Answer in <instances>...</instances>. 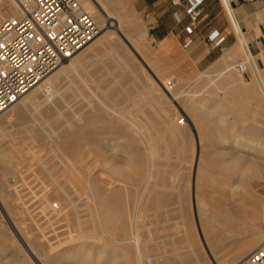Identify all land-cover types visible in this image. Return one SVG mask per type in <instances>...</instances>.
<instances>
[{
    "label": "rangeland",
    "instance_id": "obj_1",
    "mask_svg": "<svg viewBox=\"0 0 264 264\" xmlns=\"http://www.w3.org/2000/svg\"><path fill=\"white\" fill-rule=\"evenodd\" d=\"M92 1L94 2L97 9L106 16V26L102 30H100V33L96 34L95 37L105 33L106 30H110V32L113 31V36L116 37L115 40L117 39V43H119V46H117L119 50H117L118 52H116L121 57L119 60L122 61V63L124 62V60H127L126 62L121 64L122 66L125 65L123 66L125 67L124 70L127 73L129 72L131 76L134 74L135 76L133 75V77H135L136 81L138 80V83H142L145 85L147 84L148 87L152 86L150 88H152V91L157 94L159 100H161L162 102L161 108L159 110H163L164 112L160 111L161 116L159 118H157L158 116H152L155 122L151 123V125L148 126V130L149 134H151V138L153 139L155 137V139L153 140L160 144V150L167 149L171 153V155L168 154L170 159L169 157L167 158L170 161L172 168L174 167L175 173L178 175L176 179V185L178 187L177 192H179V195L176 194L175 196H173L172 198L174 199L171 198V200L168 201L169 204L166 200V202L162 200L160 202V205H162L160 208H158L157 211L153 209H147L148 211L146 210L143 212L142 210L140 212L142 216L141 220L143 219L144 222L142 221L143 226L140 227L138 230V238L140 240V245L144 244V248H146V250H144V248L141 250L143 256H145L144 263L147 264L148 262V264H216L214 262V258L211 255L212 253L215 256V260L218 264H235L243 258V254L245 256L250 251L254 250L257 246L262 245L260 243L264 241V171L261 168V165L264 164V158L262 157V155L253 156L251 153V151L254 150L253 148L256 147L257 149H264V96L261 94L260 88H258L259 86L257 84V81L255 80L254 74L249 67L248 59L243 56L241 62L235 60L233 61L232 65L227 66L226 68H222L219 63L207 66V60L203 61L202 63H198V59L194 57V55L190 54L192 48L191 43L180 44L176 41V43H171L168 46H162L159 41L154 40L150 36L148 29L150 19L146 16L144 6L151 0H110L113 4H115L121 9L122 7H124L123 10H121L116 16H114V18H109L103 12L100 5L95 0ZM126 2H128V5H126ZM118 15L124 16L122 24L118 23ZM144 25L147 26L148 37H143V44L137 43L133 39L131 31L139 30ZM109 37L112 38V35ZM114 37L112 39H114ZM117 54L113 57L114 59H118L119 56ZM92 58L95 59V57ZM101 62V60L94 61V64H92V62H86V65L88 63L93 66H86L88 68L91 67V70H89L90 68H83L82 74L84 76H87V78L90 79L91 77V79L93 78L92 80H94L97 76V72L95 71V68H97L96 64L99 67V64H101ZM257 62L262 67V72L264 73V52H260L258 54ZM68 63H66L65 65H67ZM240 63H247V71L245 73H242L238 70L237 65ZM65 65H59L54 70H57ZM95 72L96 74H94ZM142 75L144 76L142 77ZM231 76H234L233 79ZM92 80L91 82L93 84H88H90L91 86L93 85L92 87H95V81ZM226 80H230V84H222L224 82H227ZM63 82H65V85L67 84L68 88L69 86L71 87L69 88L71 89V91L69 92H72L74 88L76 89L79 84V81L76 80V78L72 77L71 80L70 78H66ZM215 82L219 84V88H215ZM132 83L133 82H130L128 83V85L131 86ZM226 86L228 87V89L226 88ZM57 88L58 87L54 89L51 88V92H49L50 94L49 96H47L48 98H43V101L41 100L38 102L39 107H36V105L35 107L39 108L40 110L44 107V105L48 103L46 101H49L50 97L51 100H53V96H61L64 89L63 87H59L60 90H58ZM225 88L228 90L227 92ZM223 91L226 94H224ZM70 95L72 94H68V97L66 96V98H64V100L60 103V109L62 108V114L58 115L60 112L59 111L58 114L55 115L57 117L53 116L52 118H47V115H45L43 111L40 112L34 110V112L32 111V113L34 114L32 115L33 117L24 120L22 119V121L21 119L20 121L14 119L12 120V123L14 122L13 124H8L7 129L11 139L7 138L6 142H3L4 144L1 143L2 146L7 148V146L10 145L8 147L12 148L15 151H20L21 149L20 154L19 152L16 153L17 157L20 158L28 155V157H26L27 161H31V159L36 161H34L35 163H27V161H24L19 164V171H22L20 172L22 174H20V176L17 178L18 180L13 179L10 175L7 178V180L11 183L10 184L8 182L9 184L7 189H12L11 191L13 192L9 195L10 197L12 196L13 201H9L10 203H8L10 206L7 207L8 211H11L10 213L12 217V213L14 214V218L11 217V219L14 221L15 216L18 215L20 219L18 218V216L16 217V219L20 221L21 227L24 225L22 228H25L27 226L31 218L32 220H36V218L38 219L35 222H37L38 226H40L41 229L46 232L45 234H43L44 242L42 246L39 247L40 249L38 248L41 253L39 252V255L38 253L36 254L37 258L43 256L44 260L42 258L39 259L41 263H49V257L52 255L55 257V264H140L135 259L136 252L132 251L134 247H131V245L129 244H122L125 247L127 245V248L125 249V247L121 246V244H114L113 242L111 243L109 242V240L105 239L106 237L102 234V232L99 231L96 226L93 213L90 211L91 209L86 206V202L84 203L86 199L79 200L78 198H74V200L71 201L70 199L63 198L62 201H57V203L60 202L59 204L63 205V207L58 209L50 205H47V207L45 206V204H48L49 202H56L55 199H49L52 198L51 195H48L46 194L47 192H45L46 189H48L47 186L50 184L49 182L51 181V179H49L50 175L54 174V172H52L53 169L55 171L56 168L57 172H59L58 170L60 169L59 174L61 176L63 173H65L66 170L63 168L62 164L56 165L57 167H55L54 165L53 167L51 161H48L49 158L51 160L56 158V156L54 155L56 151H51V147L48 146L47 141H43V138L41 139V137L38 136L35 128L38 126L37 129H39V126H41V124H44L43 126H41L40 130H55L57 128V124L59 126V123L66 124L67 120L71 122L72 119H75L76 116L78 119L79 112L77 110H79L80 100L72 95V97H75L76 101L78 100V102H76L70 97ZM74 107L78 109L76 110ZM76 112L77 115L75 116ZM64 114H66V116ZM68 114L74 117L72 118ZM162 114L164 115V118L162 117ZM67 116H69L71 119H67ZM36 118L38 119V122L36 121ZM1 119L2 117L0 116V121ZM57 119L58 121H55ZM60 119L65 121L63 122ZM170 119L174 121L170 123ZM39 120L41 121V123ZM68 121L67 123H69ZM166 123L168 125L165 127ZM99 125L100 123H94L93 125H91V127H99ZM175 125L177 126L176 128ZM31 126L32 128H30ZM155 126L157 128L160 126V130L157 131ZM165 129H168L170 131V134L173 135L167 133L168 130ZM155 130L158 133L155 132ZM152 134H154V136ZM37 136L38 138H40L38 139ZM96 136L93 138L87 137L89 140H87L86 137H83V141L90 144L89 147H87L89 149V154L87 153L89 156L87 155L85 157L84 155V157L82 156L83 161L81 160V162L85 163V166H87L85 167V172H91L89 174L100 176H103V173H106L108 175V178L111 177L109 179V182L111 183L110 186H120L122 184L123 186L126 185V190H128V192L126 191L127 193L125 192L126 195H124L125 201H127L126 205L128 207H132V201L130 200L132 196L131 192L135 187V182L131 180L129 181L127 178L123 177V175L115 174L114 171H112L113 169L111 167L113 163L115 164L118 161L119 163H122L124 157L120 156V158H118L115 162L116 156L113 155V157H111L112 155H109V150H104L103 148L101 149L99 147L100 143H98L96 140L98 137L96 138ZM171 136L173 137V139H171ZM222 139H225L229 143L221 144L220 142ZM233 142L235 143V145H230V143ZM38 143L40 144L38 145ZM43 143L47 146L43 147ZM237 143H244V146H236ZM33 144L36 146L34 148L35 150L41 149V153H44L43 155L45 157H42L41 160H47V162H44L45 164L43 163L44 167H46L45 171L44 169L42 170L40 167H36L39 165L38 163L42 161L36 159L34 155H32L33 153H31V149ZM245 145H247L248 148L245 147ZM229 146H232L233 150L231 152L226 151ZM44 148H46V150H43ZM90 148L92 151H90ZM82 149V151L86 150V148L84 150V147ZM171 149L176 151L173 152ZM103 151L105 153H103ZM31 156L33 158L30 159L29 157ZM106 156L110 157V161H113L111 162L112 164L110 163V161L108 162V165L106 166L108 169L104 166L106 164H104L103 161V158H105ZM93 157H95L96 159H94ZM99 158H101V161ZM113 158L115 160H113ZM215 160L218 162L216 163ZM33 163L34 165H32ZM50 164V167H53L51 171H49L50 168L48 167V165ZM218 164L223 166V168H221V166ZM60 165L62 167H60ZM58 167L60 168L58 169ZM240 169H245V171ZM30 174L31 177H29ZM47 175L49 178L47 177ZM54 175L56 176L58 175V173ZM32 176L35 177L33 178ZM114 176L116 177V179H114ZM76 182H78V179L76 180ZM46 183L49 184L46 185ZM65 184L66 183H64V185ZM137 184L139 185L140 183L137 182ZM9 185L11 186V189ZM84 186L85 185H83L82 187ZM16 190H18V193L16 192ZM41 190H43L45 193L43 191L41 192ZM38 195H43L44 201H42V196L40 198ZM127 195L128 197L131 195L130 198H128ZM126 197L128 200H130L128 201ZM46 198L48 200L45 202ZM144 201L145 199H143L142 205L144 204ZM15 202L16 204H14ZM20 206H22V208H19ZM49 206L52 208H50ZM239 206L240 208H243V211L240 210V213H238L239 217L234 216V218H231L232 223H229L231 224V227H227L224 223L226 217L220 215V212L224 211L225 213L226 210L225 214H230L229 212H232L231 210H233V208L234 210L236 208L235 211H239L237 210ZM49 208L51 210H49ZM52 209H55V212H52ZM59 209L60 211L58 212ZM199 210L206 212V215L202 217L203 219H207L208 223L215 225V228L212 231V234H214L211 235L212 242L211 244L209 243V245L206 241L203 231L201 230L202 228L200 226ZM9 212L8 214L10 215ZM52 214L55 216V218L54 216L52 217ZM22 218H26V221L24 220V222H21L23 221ZM84 223L90 225V228H88L87 225L86 227ZM170 224L173 226V228ZM191 224L195 226L196 230ZM161 227H163V229ZM129 231L125 232V234L123 235L115 234L114 236H127L131 232ZM255 232L260 233L259 238L255 240V245L251 247V249L248 248L247 251H244V253L242 252L240 254V256L242 255L240 258L239 256L232 257L230 259L227 258L229 260L225 262V258L233 252L232 249H234L233 247H235V244L233 243L240 239L247 240L248 237H250V235ZM196 238L198 239L194 241V239ZM17 240L18 239L16 238V233L8 223L6 217H4V210L0 208V264H38L33 259H30L29 261V258H23L26 256H23L22 253L19 252V244L15 245ZM13 241H15V244ZM210 245H212V248ZM117 247H119L120 249ZM218 247L221 248V253H219V255L217 254L216 250ZM52 252L54 254H52ZM128 252H130L132 256L130 255L129 257L128 255L130 253L127 255ZM156 254L159 257H157ZM20 256H22V259L19 258ZM150 258L154 261H152Z\"/></svg>",
    "mask_w": 264,
    "mask_h": 264
},
{
    "label": "bare ground",
    "instance_id": "obj_2",
    "mask_svg": "<svg viewBox=\"0 0 264 264\" xmlns=\"http://www.w3.org/2000/svg\"><path fill=\"white\" fill-rule=\"evenodd\" d=\"M95 1L100 5V7L102 8L103 12L109 18H114V16H116L124 8V7H122V9H121V8L117 7L115 4H113L111 2L112 0L111 1L110 0H95ZM78 2L81 5V7L83 8V10L86 11L90 16L93 17L94 23H95V28L97 29L96 34L100 33V30H102L106 26V16L97 9V7L95 6V4H94V2L92 0H78ZM126 3H127L126 5H128V2H126ZM124 6H125V4H124ZM18 13H19L18 0H0V24L5 19H7L9 17H12V16H15ZM123 19H124V16L118 15V23L119 24L123 23ZM112 32H110V30H108V31L106 30L105 33H103V34H101L100 36H97V37H95V35H96L95 34L93 38H91L84 46H82L78 51H76L72 55V57L70 58V61H69V63L67 65L64 64L65 66H62L61 68H59L57 70H54L55 69L54 68L52 70L53 72L50 71L47 75H45L43 78H41L33 87H31L21 97V99H19L18 102H15V104H13L11 107H9L6 111H4L0 115L2 117V119L0 121V208H2L4 210V217H6L8 223L10 224V226L12 227L14 232L16 233V238L18 239L17 240L18 243L16 241V244H15V241H13L14 244L15 245L19 244V247H20L19 252L22 253L23 256H26V257H23V258H26V259L29 258L28 259L29 261H30V259H33L38 264H44V263H41V261L39 260L40 258H42L44 260L43 256L42 257L40 256V258H37L36 254L38 253V255H39L41 253L38 250V248L42 246V244L44 242L43 241L44 240L43 239V234H45L46 232L43 229H41L40 226H38L37 222H35L36 220H38L36 217H35L36 220H32V218H31V220L29 219L30 222L27 224V226L25 228H22L24 225L21 227L20 226V221L18 219H16V217L18 215L15 216V219L13 221L11 219V217H12L11 213H10L11 211L9 212L8 209H7V207L10 206L9 205V203H10L9 201H11V202L13 201L12 196L11 197L9 196L11 193H13L11 191L12 190L11 186L9 185L11 190L7 189L8 184L10 183L7 180V178L10 175L13 179L18 180L17 178L20 176V174H22V173H20L22 171H19V164H21L24 161L26 162L27 161L26 157H28V155L27 156H23V154H22L23 157L19 158V157L16 156V153L19 152V154H20L21 149H20V151H18V150L15 151L12 148L8 147L10 145H8L7 148H5V147L2 146L1 143L6 142L7 138H10L7 128H8V124L9 123L10 124L14 123V122L12 123V120H14V119H16L17 121L18 120L20 121V119H21V121H22V119L24 120V119H28L30 117H33L32 115H34V114L32 113V111L34 112V110L35 111H40V112L43 111V113H45V115H47V118L48 117L52 118L53 116L58 114L59 111L60 112H59L58 115H61L62 114L61 113V109L62 108L60 109V103L64 100V98H66V96L68 94H72L73 96H75L77 99L80 100L79 110H77L78 108L76 109V107L78 105L76 107H74L79 112L78 119H77V116H76L77 115V112H76L75 119H72V121L69 122L67 119L72 117V115L70 116L68 114L70 117L67 116L68 118L66 117L67 118L66 120L69 123H67V121H66V124H60L59 123V126L57 124V128L55 130L54 129H50L51 132L48 131L49 130L48 128H47L48 130H46V131L44 129L40 130L41 126H43L44 124L43 125L41 124V126H39V129H37L38 126L35 128L36 129V133L38 134V136H40L41 139L43 138V141L44 140L47 141L48 146L51 147V151H53V152L56 151L54 153L56 158H54L52 160L49 158L48 161H51V164H52L53 167H54V165H55V167H57L56 165L62 164L63 168L66 170L65 171L66 174L63 173L64 176L62 174V176H63L62 177L59 174V172H60L59 168L62 167L61 165H60V167H58V169H59L58 171L59 172L56 171V168H55V171H56L55 172L53 167L52 168L50 167L51 164L48 165V167L50 168L49 171H51V169H53L52 172H54V174L58 173V175L55 176L54 174H51L50 178L47 175V177L49 179H51V181L49 180L50 181L49 183L51 185L48 183L50 185L49 186L46 183V185H48L47 186L48 189H46L45 192H47L46 194H48V195L50 194L51 195L52 198L48 197L49 199H55L56 202L53 201L54 202V203L52 202L53 204L51 202H49L48 204H45L46 207H47V205L55 207L56 209L63 207L62 204H59L60 202L57 203L58 200L62 201L63 198L70 199L71 201H73L74 198H78L79 200H81V199L85 200L86 199L85 201L84 200L83 201H84V203L86 202V204H87L86 206L91 209L90 211L93 213V217H94V221L96 222V226L99 229V231L102 232V234L106 237V238L105 237L104 238L109 240V242H111V243L113 242L114 244L115 243L116 244H121V246H124L125 244L131 245V247H134V249L131 248L132 251L136 252V258L135 259L140 264H145L144 263V261H145L144 257L145 256H143V254L141 252V250L144 248L145 245L141 244L143 246L142 247L140 245V240L138 238V230H139L140 227L143 226L142 221L144 222L143 219L141 220L142 216H141L140 212L142 210L144 212L147 209H153V210L157 211L158 208H160L161 205H162V204L160 205V202L162 200H164V201L166 200L167 203H168V201L171 200V198L173 196H175L176 194L179 195V192H177L178 191V189H177L178 187L176 185V179H177L178 175L175 173L174 167L172 168V165L170 164V161L167 158V157H169L168 154L171 155V153L167 149L160 150V146H159L160 144H158V142L153 140V139H155V137L153 139L151 138V134H149V130H148V126L151 125V123L155 122V120H153L152 116L153 115L154 116H158L157 118H159L161 116V112L163 110L161 111L159 109L161 108V103L162 102H161V100H159V97L157 96V94L152 91V88H150L152 86L148 87L147 84L145 85V84H142V83H138V80L136 81L135 77H133V75H134L133 73H132L133 75L131 76L129 72L127 73L124 70L125 67H123V66H125V65L122 66L121 64H123L127 60H124L123 63H122V61L119 60L121 57L116 53V52H118L117 50H119V48H117V46H119L118 45L119 43H117L118 42L117 39L115 40L116 37L113 36L114 32L113 33ZM131 34H132V37L135 40V42L141 43V44H143V41H144V40H142L143 37H148L147 36L148 35L147 34V28H146L145 25L143 27H141L139 30L131 31ZM111 35H112V38L114 37V39L109 37ZM238 47H239V45H238ZM116 54L119 56L118 59H114L113 58ZM92 57H95V59H93ZM96 60H101L102 62H101V64H99V67L96 64L97 68H95L96 69L95 71L97 72V76H96V78L94 80H92L93 78L91 79V77H90V79H89V78H87V76H84L82 74V70H83V68L84 69H86V68L89 69L90 68L89 70H91V67L88 68L86 66H89V65L93 66V65L88 64V63L86 65V62H89V63L92 62V64H94L93 62L96 61ZM84 64H85V66H84ZM242 64L246 65L247 63H240L238 65H242ZM229 65L226 64V67L229 66ZM252 68H253L252 72L254 74V78L257 81V84L259 86L258 88H260L261 94L264 96V82L261 80L256 68L254 66ZM96 72L94 74H96ZM85 73H86V71H85ZM233 74H235V73H233ZM70 76L72 78H76V80L79 81V84H78L77 88L76 89L72 88L73 89L72 92H69V91H71V89H69L71 87L69 86V88H68L67 84L65 85L64 84L65 82H63L66 78H70V80H71ZM89 76H91V75H89ZM143 76L144 75H142V77ZM233 77H232V79H233ZM91 80L95 81V85H94L95 87H92L93 85L91 86L90 84H88V83H92ZM130 82H133L131 84V86L128 85V83H130ZM196 84H198V83H196ZM209 84H211V83H209ZM222 84H224V85L230 84V80H228L227 82H224ZM56 87H58L57 88L58 90H60L59 87H63L64 90H63L62 95L61 96L60 95L53 96V100H51V97H50L49 101L48 100L46 101L48 103L47 104L45 103L46 105H44L43 108H41L40 110H39V108H36V107H39V105H38L39 101H41L43 98L49 96V94H50L49 92H51V88L54 89ZM215 88H219V84L216 83V82H215ZM226 88L228 89L227 86H226ZM226 88H225V90L227 92L228 90ZM224 94H226V93L224 92ZM72 95H70V97L73 100L76 101L75 97H72ZM187 96H189V95H187ZM76 102H78V100ZM35 105H36V107H35ZM40 106H42V105H40ZM209 113H211V112H209ZM64 115L66 116V114H64ZM55 117H57V116H55ZM162 117L164 118V115ZM60 118H62V117H60ZM171 118H173V117H171ZM37 120L38 119L36 118V121ZM60 120H62V119H60ZM174 120H175V118H174ZM55 121H58V119L55 120ZM173 121L171 119L169 120L170 123L173 122ZM37 122H36V124H37ZM40 123H41V121H40ZM94 123L95 124L96 123H98V124L100 123L99 127H91V125H93ZM163 125H164V123H163ZM167 125L168 124L166 123L165 127ZM178 125H179V123H178ZM159 127L157 128L155 126L157 131L160 130ZM176 127L177 126L175 125V128ZM30 128H32V126ZM165 130H168V129H165ZM157 131L155 130V132H157ZM167 133L170 134V131L168 130ZM97 134H99V135H97ZM152 135L154 136V134H152ZM170 135H173V134H170ZM38 136H37V138H38ZM95 136H96V138L97 137L99 138V140H98V138L96 140H97L98 143H100L99 147L101 149L103 148L104 150L105 149L109 150L110 151L109 155L110 156L112 155L111 157H113V155L116 156V160L114 159L115 157L113 158V160H115V162L117 161L118 158H120V156L124 157V160H123L122 163H119V161H118L115 164L113 163V165H111L112 164L111 162H113V161H110V157H108V156L103 158L104 159L103 161H104V164H106V165H104L105 167L108 165V162L110 161L111 164L110 163L109 164L111 165V167L113 169L112 171H114L115 174L123 175V177L127 178L129 181L131 180V181L135 182V184H134L135 187L133 188V191L131 192L132 196L130 195L131 196V200L129 199L130 201H132V203H131L132 207H128L126 205L127 201H125V196H124V195H126L125 192L126 191L128 192V190H126V188H127L126 185L123 186V184H122L120 186L119 185L110 186L111 183L109 182L110 181L109 179L111 177L108 178V175L106 173H103V176L102 175L100 176V175L89 174L91 172H89V173L85 172V167H87V166H85V163L81 162V160H82V156L84 157V155H85V157H86L89 154L88 153L89 149L87 147H89L90 144L87 143V142H84L83 141V137H86V139L89 140L87 137L93 138ZM219 137H221V136H219ZM91 138H90V140H91ZM174 138H175V136H174ZM171 139H173V137ZM167 140H170V139H167ZM35 142H37V141H35ZM40 142H41V140H40ZM44 143H46V142H44ZM44 143H43V145H44ZM220 143L221 144H225V143H229V142L226 141L225 139H222ZM261 143H263V142H261ZM39 144L40 143H38V145ZM243 144H238L237 143L236 146H239V147L240 146H244ZM230 145H235V143L234 142L230 143ZM247 145H245V147H247ZM45 146H47V145H44L43 147H45ZM35 147L36 146L33 144L32 145V149H31L32 150L31 153H33L32 155H34V157L36 159L41 160L42 157H45L43 155L44 153L43 154L41 153L42 152L41 149L35 150L34 149ZM83 147H84V150L86 148L85 151H82ZM253 149L254 150L251 149L252 150L251 153H252L253 156L262 155V157L264 158V149L263 150L261 148L257 149V147L253 148ZM43 150H46V148H44ZM171 150L173 152L176 151V150H173V149H171ZM232 150H233L232 146H229L226 151L227 152H231ZM90 151H92L91 148H90ZM25 153H27V152H25ZM103 153H105V152L103 151ZM29 158L31 159L33 157L31 156ZM93 158L96 159L95 157H93ZM99 159L101 161V158H99ZM169 159H170V157H169ZM34 161L35 160L31 159V161H27V163L28 162L32 163ZM41 161L42 162L38 163L40 166L38 165L36 167H40L42 170L44 169V171H45L46 167H44V164H45L44 162H47V160L46 161L41 160ZM215 162L217 163L218 161L215 160ZM34 163L32 165H34ZM191 163H193V162H191ZM218 165H220V164H218ZM36 167H34V168H36ZM48 167H47V169H48ZM108 167H110V166H108ZM216 167H218V166H216ZM221 168H223V166H221ZM221 168H219V169H221ZM261 168L264 171V164L261 165ZM103 170H105V169H103ZM240 170H244L245 171V169H240ZM35 171H36V169H35ZM91 171H93V170H91ZM31 172H32V170H31ZM24 176H25V174H24ZM29 177H31V174H30ZM77 179H78V182H76ZM114 179H116V177ZM117 179H119V178H117ZM30 180H33V179H30ZM34 182H35V180H34ZM137 182L140 183V184L138 185ZM185 182H186V180H185ZM64 183H66L65 184L66 186L64 185ZM67 183H68V185H67ZM29 184H30V182H29ZM124 184H126V183H124ZM83 185H85V186L82 187ZM14 187H15V185H14ZM128 187H129V185H128ZM186 187H188V186H186ZM18 188H20V187H18ZM234 188H235V186H234ZM15 189H17V188H15ZM17 191L18 190H16V192ZM32 191H33V189H32ZM42 191L43 190H41V192ZM17 193H16V195H17ZM14 195H15V192H14ZM30 195H31V193H30ZM41 196H42V201H44L43 200V195H41ZM41 196H39V197L41 198ZM130 196L128 197V195H127L128 198H130ZM127 197H126V199H127ZM132 198H133V200H132ZM143 199H145V201H144V204L142 205ZM172 199H174V198H172ZM176 199H177V197H176ZM47 200L48 199L46 198L45 202ZM39 201H41V200H39ZM71 203H73V202H71ZM14 204H16V202ZM72 205H74V204H72ZM22 206H20L19 208H22ZM30 206H32V205H30ZM52 207H50V208H52ZM50 208H49V210H51ZM244 208H245V206H244ZM242 209L243 208H240V206H239V208H237V210H239V211H235L236 208H235V210L233 208L234 212H233V210L229 209V210L232 211V212H229L230 214H225L226 210H225V213H224V211L220 212L221 213L220 215H223V217H226V220H224V223L226 224L227 227L231 225L229 223H232L231 218H234V216L235 217L236 216L239 217L238 213H240V210L243 211ZM54 210L52 212H55ZM74 210H76V209H74ZM74 210H72V211H74ZM42 211H45V210H42ZM59 211H60V209L58 210V212ZM199 211H200L199 212V215H200V226L202 228L201 230L203 231L204 236L206 238V241H207V243L209 245V243L211 244V242H212V236L211 235L214 234V233L212 234V231L215 228V225H212V224L208 223L207 219L205 220V219L202 218V217H204V215H206V212L201 211V210H199ZM8 212L10 213V215L8 214ZM56 213H54V214H56ZM38 214H40V213H38ZM46 214H49V213H46ZM164 214H165V212H164ZM12 215H13L12 218H14V214L13 213H12ZM150 215H152V214H150ZM53 216L54 215L52 214V217ZM18 218H19V216H18ZM54 218H55V216H54ZM25 219L22 218L23 221H21V222H24ZM92 224H93V222H92ZM84 225L86 226L87 224L84 223ZM150 225H151V223H150ZM191 225H193V224H191ZM191 225H190V227H191ZM87 226H88V228H90L89 227L90 225H87ZM39 227H40V229H39ZM193 227L195 229L194 225H193ZM57 228H58V226H57ZM161 228L163 229V227H161ZM172 228H173V226H172ZM189 229H192V228H189ZM128 231L130 232V234L128 233L129 235H127V236H123V237L114 236L115 234L123 235V234H125V232H128ZM83 233H85V232H83ZM52 236H54V235H52ZM259 236H260V233H256V232L252 233L250 235V238L246 242H244L243 245L241 244L239 250L237 249L238 251L237 252L235 251V253L233 254V257H238L239 256V258H240L242 256V255L240 256V254L242 252L244 253V251H247L248 248L251 249V247H253L255 245V240L257 238H259ZM54 239H56V238H54ZM197 239L198 238L194 239V241L197 240ZM213 239H214V237H213ZM50 244H51V242H50ZM67 244H68V242H67ZM70 244H71V242H70ZM122 244H124V245H122ZM190 244H191V242H190ZM260 244L264 245V241L261 242ZM177 245H178V243H177ZM258 245H259V243H258ZM118 246H120V245H118ZM210 246L212 248V245H210ZM19 247H18V249H19ZM117 248H119V247H117ZM126 248H127V245H126L125 249ZM127 250H125V251H127ZM144 250H146V248H144ZM155 250H157V249H155ZM59 251H60V249H59ZM150 251H151V249H150ZM198 251H200V250H198ZM63 252H65V251H63ZM182 252H181V254H182ZM129 253L130 252H128L127 255ZM52 254H54V253L52 252ZM123 254H125V253H123ZM248 254H246V255H248ZM130 255H131V253L128 256L130 257ZM245 256L243 254L242 257L244 258ZM157 257H159V256L157 255ZM19 258L22 259V256H20ZM133 259H134V257H133ZM54 260H55V257L51 255L49 257V260H48L49 263H45V264H55ZM237 260H238V258H237ZM59 261H60V259H59ZM152 261H154V260H152ZM166 262H167V260H166ZM182 262H184V261H182ZM153 263H155V262H153ZM147 264H148V262H147Z\"/></svg>",
    "mask_w": 264,
    "mask_h": 264
},
{
    "label": "built area",
    "instance_id": "obj_3",
    "mask_svg": "<svg viewBox=\"0 0 264 264\" xmlns=\"http://www.w3.org/2000/svg\"><path fill=\"white\" fill-rule=\"evenodd\" d=\"M202 1L182 2L191 21L188 33L197 26ZM18 7L17 15L0 24V115L50 71L68 63L97 31L78 0H18ZM237 67L247 71L244 64ZM235 264H264V245Z\"/></svg>",
    "mask_w": 264,
    "mask_h": 264
},
{
    "label": "crops",
    "instance_id": "obj_4",
    "mask_svg": "<svg viewBox=\"0 0 264 264\" xmlns=\"http://www.w3.org/2000/svg\"><path fill=\"white\" fill-rule=\"evenodd\" d=\"M184 1L151 0L144 6L150 19V36L162 46L189 41L192 44L190 54L198 59V63L207 60V66L219 63L226 68V64L232 65L235 60L241 62L244 56L250 69L254 66L264 82L262 67L257 62L258 54L264 52V0H203L197 26L191 33L186 31L191 21L182 6ZM211 36H215L214 40H209ZM221 37L223 41L217 43ZM247 240L235 241L233 252L225 262ZM220 249H216L218 255Z\"/></svg>",
    "mask_w": 264,
    "mask_h": 264
}]
</instances>
